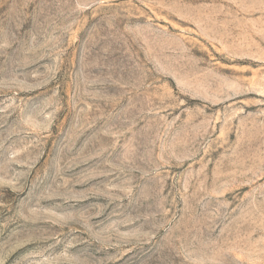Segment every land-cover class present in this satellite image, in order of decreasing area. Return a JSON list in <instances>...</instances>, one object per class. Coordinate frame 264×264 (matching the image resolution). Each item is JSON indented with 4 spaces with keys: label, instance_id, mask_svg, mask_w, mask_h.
<instances>
[{
    "label": "rangeland",
    "instance_id": "1",
    "mask_svg": "<svg viewBox=\"0 0 264 264\" xmlns=\"http://www.w3.org/2000/svg\"><path fill=\"white\" fill-rule=\"evenodd\" d=\"M0 264H264V0H0Z\"/></svg>",
    "mask_w": 264,
    "mask_h": 264
}]
</instances>
